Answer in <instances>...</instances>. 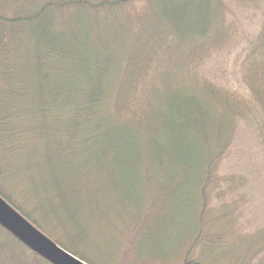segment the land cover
<instances>
[{
	"label": "trees",
	"instance_id": "obj_1",
	"mask_svg": "<svg viewBox=\"0 0 264 264\" xmlns=\"http://www.w3.org/2000/svg\"><path fill=\"white\" fill-rule=\"evenodd\" d=\"M170 1L0 0V198L86 264H264L221 173L239 126L264 144V0ZM232 2L262 15L250 98L203 75ZM23 251L50 264L0 227V264Z\"/></svg>",
	"mask_w": 264,
	"mask_h": 264
},
{
	"label": "rangeland",
	"instance_id": "obj_2",
	"mask_svg": "<svg viewBox=\"0 0 264 264\" xmlns=\"http://www.w3.org/2000/svg\"><path fill=\"white\" fill-rule=\"evenodd\" d=\"M197 1L199 0H193V2ZM171 2L168 0V5ZM225 7L227 21H234L239 26L243 39L238 48L215 55L208 61L203 68V75L222 88L244 98H250L243 82L241 65L245 59L247 41L260 31L262 15L259 10L247 9L235 2L228 3ZM193 16L186 18L187 25L201 23L202 16ZM235 139L229 154L224 159L221 173L246 180V184L242 185L239 191L246 201L239 206L242 217L237 231L250 234L249 232L253 233L264 228V144L256 132L244 126H239ZM19 248L24 249L22 246ZM25 255L29 264L30 262L44 264L41 261L35 262L32 254L25 252Z\"/></svg>",
	"mask_w": 264,
	"mask_h": 264
},
{
	"label": "water",
	"instance_id": "obj_3",
	"mask_svg": "<svg viewBox=\"0 0 264 264\" xmlns=\"http://www.w3.org/2000/svg\"><path fill=\"white\" fill-rule=\"evenodd\" d=\"M0 227L50 264H86L49 240L0 198Z\"/></svg>",
	"mask_w": 264,
	"mask_h": 264
}]
</instances>
